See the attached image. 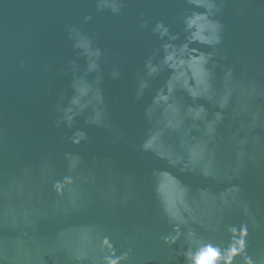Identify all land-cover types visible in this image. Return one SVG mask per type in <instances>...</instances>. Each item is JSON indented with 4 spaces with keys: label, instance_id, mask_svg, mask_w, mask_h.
<instances>
[{
    "label": "water",
    "instance_id": "obj_1",
    "mask_svg": "<svg viewBox=\"0 0 264 264\" xmlns=\"http://www.w3.org/2000/svg\"><path fill=\"white\" fill-rule=\"evenodd\" d=\"M100 3L0 0V264H105V240L127 254L121 264H186L187 249L227 247L242 225L247 256L264 264V0H216L222 42L190 45L212 54L211 88L197 99L177 88L167 102L153 98L170 71L146 67L168 42L154 29L163 23L179 45L184 13L203 9L117 0L113 13ZM76 33L100 50L98 70L88 71ZM76 78L98 87L103 104L69 123ZM181 196L199 220L165 243L176 225L162 197L181 207Z\"/></svg>",
    "mask_w": 264,
    "mask_h": 264
},
{
    "label": "clouds",
    "instance_id": "obj_2",
    "mask_svg": "<svg viewBox=\"0 0 264 264\" xmlns=\"http://www.w3.org/2000/svg\"><path fill=\"white\" fill-rule=\"evenodd\" d=\"M188 3L195 9H203V11L184 13V32L187 33L185 42L179 45L172 43V41L178 40L179 36L171 34L168 27L163 23H158L154 29L159 34L161 40L167 37L168 42L162 44L163 56L159 64L154 65L151 63V60L146 64L148 73L150 75L155 74L164 68H167L171 73L164 88H161L159 93L153 98L156 102H167L177 88L186 90L194 99L206 95L211 88L213 69L209 65L212 61V54L203 52L196 47H190V45L200 44L208 47H216L222 42L223 26L218 20L214 19L219 9L216 0H188ZM98 7L110 8L113 13H119L120 10V5L117 3V0H101ZM90 18L87 17V19ZM72 31L75 32L76 30L72 29ZM75 40V47L81 49L83 54L88 58V71L98 70L99 65L97 64V60L101 56L100 50L98 48L94 49L91 42L79 33H76ZM231 78L232 70L229 69L225 74V79L231 80ZM72 87L76 94L71 98L69 106L63 110L64 119L69 121V123L73 120L76 112L83 110L90 104H94L93 102L95 104H103L101 90L98 87L93 88L83 78L74 79ZM143 87H146V85L142 84L141 88ZM190 111L192 110L190 109ZM203 111L204 109L201 105L198 110H195L194 118H202L201 113ZM100 115V111L97 110L96 120L93 122L98 121ZM221 119V114L217 113L216 120L219 121ZM213 124L214 122H210L209 131L213 130ZM76 136L83 138V133L77 132ZM74 142L78 143L79 139ZM149 144L150 141L144 143L145 150H149ZM195 165L196 162H192V166L195 167ZM185 167L187 168L188 166L186 165ZM203 173L207 176L210 174V171L203 169ZM53 187L57 195L62 194L63 185L61 183L57 182ZM157 190L160 192L159 187ZM229 191L232 190L230 189ZM162 202L169 220L176 225L173 229L176 234L166 237L164 242L175 243L181 235L180 225H188L189 221L195 223L199 219L191 207L185 203L183 196L180 198V205L183 210L174 203H169L163 197ZM229 231L231 236L227 247L201 243L194 249H187L184 252L186 264H234V260L237 257L243 258L244 264H253L251 258L246 254L247 226L242 225L239 230L231 228ZM188 237L190 240L195 238V232L190 229ZM104 246L109 252L104 258L105 264H121L122 261L127 260V254L117 257L107 240L104 241Z\"/></svg>",
    "mask_w": 264,
    "mask_h": 264
}]
</instances>
